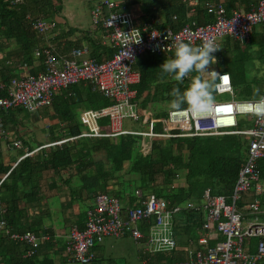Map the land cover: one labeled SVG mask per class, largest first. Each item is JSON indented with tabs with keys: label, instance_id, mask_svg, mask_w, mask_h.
<instances>
[{
	"label": "trees",
	"instance_id": "trees-1",
	"mask_svg": "<svg viewBox=\"0 0 264 264\" xmlns=\"http://www.w3.org/2000/svg\"><path fill=\"white\" fill-rule=\"evenodd\" d=\"M242 2L248 5V0ZM204 3V0H198L196 5L192 0H123L122 6L124 9L141 6L144 16L140 22L149 29L163 31L169 28L177 31L188 22H194L197 26L213 22V16L206 12ZM234 3L240 2L230 0L226 11ZM59 5L57 0H0V54H4L0 59V98L6 96V87L11 79L36 75L44 70L43 54L39 53L34 58L35 50L40 52L47 49L55 59H62L69 58L70 50L79 46V42L70 43L66 40L61 44L57 38L50 45L44 40L45 36H39L31 27V22L36 19L51 20L59 13ZM89 44V56L93 60L99 62L102 58L110 59L111 49L94 45L93 42ZM244 44L264 49V25L255 26L245 42L224 38L220 42V49L213 54L220 72L229 75L236 96L249 99L251 96H262L264 81H255V87H259L257 93L255 89L252 90L254 86H251V80L236 78L233 67L243 66V62L248 60L243 57V52H239ZM14 45L17 47L15 54L3 52ZM65 45L67 48L61 49ZM174 53L168 54L170 59L174 58ZM165 60L163 55L144 54L133 65L139 74V81L131 88L135 90L134 104L138 106L140 115L143 110H151V104L155 105V111L163 106L171 107L174 98L170 93L173 88L179 87L183 92L190 86L192 77L197 75L193 72L183 83H178L170 75L161 72L160 66ZM240 81H244L243 84ZM89 89L87 84H74L53 97L52 102L59 96L58 111L62 112L63 120L68 125L65 137H54V133L48 131L50 139L46 144L80 134L81 125L74 109H97L112 103ZM213 95L216 96L215 91ZM186 107V104L182 106ZM9 111L26 117L31 113L22 108L2 112L0 121L5 130L4 123ZM166 112L159 110L154 116L164 118ZM104 122L105 119L98 121L99 124ZM153 130L161 131V125L155 124ZM115 138H76L42 148L32 156L20 159L13 167L0 160V178L7 174L0 183V211H3L0 212V221L5 222L11 233L28 231L39 238L47 236L26 256L29 246L0 235V264H75L67 259L65 252L69 234L74 228L78 231L84 229L86 213L93 208V203L83 204L82 195L93 202L97 192L112 194L127 204H134L136 191L141 193L142 198L154 194L162 198L167 203V209L172 211L171 231L174 237L186 236L185 244L178 243L175 250L169 252L152 255L140 253V261L145 264H175L189 255V250L196 244L201 214L188 209L185 202L200 203L206 190L209 195L228 196L238 169L245 160L246 141L239 136L157 139L150 141L148 152L141 155L138 152L140 136L123 135ZM21 142L22 148L28 147L26 140ZM42 145L36 144L35 148ZM33 149L29 148V151ZM42 173L59 179L60 186L51 182L44 189L41 181L46 183L47 179L41 178ZM63 173H67V178L62 179ZM258 174L260 179L264 178V158L258 161ZM176 179H182V183L177 185L174 183ZM59 197L63 199L59 201ZM256 198L260 206L264 207V194ZM244 205L243 201L237 204L239 209ZM76 206L79 212L74 214ZM243 215L254 216V213L245 211ZM257 217V220L264 221V216ZM143 225L138 224V227ZM56 227L67 231L65 241L56 236ZM101 243L94 242L90 247L93 255L91 264L103 263L106 257ZM111 260L112 257L104 261L111 263Z\"/></svg>",
	"mask_w": 264,
	"mask_h": 264
},
{
	"label": "built area",
	"instance_id": "built-area-1",
	"mask_svg": "<svg viewBox=\"0 0 264 264\" xmlns=\"http://www.w3.org/2000/svg\"><path fill=\"white\" fill-rule=\"evenodd\" d=\"M89 1L92 2L90 21L103 32L101 44L112 50L110 59L95 62L88 57L85 48L72 49L69 58L62 59H55L47 49L40 52L35 50L34 58L39 53L43 54L44 70L34 76L11 79L6 87V96L0 98V114L15 108L34 112L41 107H49L54 96L79 83L88 84L91 91L112 104L96 110L81 111L79 122L83 129L78 136L62 138L24 151L17 162L42 148L76 138L140 136L148 140L149 148L150 141L157 139L239 136L246 141L247 149L231 194L225 198L204 193L203 216L195 247L189 250L184 260L175 264H264V223L258 222L257 216L245 220L237 206L243 194H253L254 197L264 194V179L261 182L258 174V161L264 158V115L256 114L257 110L264 111V103H261L264 96L257 100L234 101L229 75L211 67L210 70L222 76L216 80V95L226 94L230 96V102H216L213 110L199 116L186 110L170 109L164 118H155L150 112L144 111L141 124L147 126V131L122 128L124 120L140 122L141 115L134 104L135 90L131 88L139 81V74L133 69L139 56H168L175 51L177 41L193 46L201 45L205 39H214L218 45L224 38L245 42L255 26L264 25V0H252L251 8L247 11L233 8L228 12L221 4L206 2L204 7L213 16V22L203 26L188 22L177 31L169 28L163 31L149 29L140 22L144 14L139 5L124 9L123 0ZM192 1L194 5L198 4V0ZM136 22L137 25L133 27ZM31 27L43 37L55 29V22L36 19L31 22ZM124 104L134 106V117L123 115L119 106ZM240 114L252 118L250 128H237L236 116ZM100 119H107V130L98 125ZM157 123L161 125L159 132L153 130ZM3 140L9 148L21 149L20 141L12 138L0 121V141ZM6 175L0 178V183ZM135 196L134 204L127 207L116 197L97 192L93 197L92 210L86 213L84 229L78 231L74 228L70 231L69 243L65 248L67 259L75 264H91V245L94 242L101 243L106 238H129L143 245L142 254L175 250L176 242L170 228L172 211L167 209V203L152 194L142 198L139 191L135 192ZM259 207L258 200L253 198L242 209L253 213L258 212ZM261 215H264V210ZM142 223L144 225L138 227ZM0 235L29 246L26 256L47 239V236L39 238L28 231L11 233L3 221H0ZM254 238H257V242L254 251L250 252L249 240Z\"/></svg>",
	"mask_w": 264,
	"mask_h": 264
},
{
	"label": "crops",
	"instance_id": "crops-1",
	"mask_svg": "<svg viewBox=\"0 0 264 264\" xmlns=\"http://www.w3.org/2000/svg\"><path fill=\"white\" fill-rule=\"evenodd\" d=\"M204 1H206L209 4H221L224 6V8L228 4L230 5V0H204ZM238 1L240 3H234V5L229 10H231L233 8H239V9L245 11V10H249L251 8V3H252L251 1L252 0H248V5H244V3L242 2L243 0H238ZM59 4H60V2H59ZM59 15H61L60 11L58 14H56L55 16H53L51 18V20L55 22V29L51 33L46 35L45 36L46 39H44V40L50 45H52V43L54 42V39H56V38H57V41L58 42L60 41L59 43H61V44H63V42L65 40L69 41L70 43L79 42V46L77 48H85L86 50H88V57L93 60V58H91L89 56L90 55L89 51L91 52V48H90L89 43L93 42L94 45L98 44V45L104 47L101 44V39H100L103 32L97 27H95L97 31L94 32L92 29H90L89 31H84L82 29H79L76 26H72V25L70 26L62 18H59L58 17ZM67 33H68V37L66 36ZM60 36H65V37H60ZM219 46H220V44H219ZM66 48H67V45H65L61 49L64 50ZM16 49H17V47L14 45V46H11L9 49H5L3 52H5L6 54H11V53L15 54ZM68 50H67V52H68ZM3 55L0 54V59L2 58ZM165 58L170 59L169 55L165 56ZM102 60H103V58H102ZM210 69H211V67H210ZM38 73H40V72H38ZM31 76H34V75H31ZM188 77H186L185 79H188ZM82 84H84V83H82ZM63 92L64 91H61L60 93H63ZM91 92H93V91H91ZM58 99H59V96H57V98L53 100L52 105L49 107H41V108L37 109L36 111L31 112L30 118H28V119L25 118V116H23V114H21V113L16 114L13 111H9L10 113L8 112L7 119L10 121L8 122V120L6 119V121L4 123L6 131L8 133H10L12 138L20 141L21 146H22L21 140L24 139L27 141L28 147H25V148L21 147V150L23 152L29 151V148L30 149H32V148L36 149L35 146H36V144H39V143L46 145V143L50 139V136L48 135V133H49L48 131H50V130H51V133H54L53 134L54 137H58V138L65 137L64 135L66 133V125H68V123L63 120L62 112L58 111V108H59V104L57 103ZM100 108H102V107H100ZM137 108H138V106H137ZM97 109H99V108H97ZM84 110H96V109H83V108L82 109H74V111H77L78 119H79L80 112L84 111ZM144 111L150 112L153 115V117H155L154 112L152 113L148 109L143 110V112ZM105 121H106V126H107V119H105ZM98 125L100 126L99 123H98ZM37 129L42 130L44 132L45 136H38L39 139L34 138V132ZM82 129H83V127L81 126V131H82ZM33 144H34V146H33ZM10 151H11V148H9V146L6 144V142L0 141V160L3 164H5V165L8 164L12 167L15 165L18 158L20 157V155L23 152L20 154L14 155V154H12V152L10 153ZM47 174L48 173H42V177H41V178L47 179L46 183L44 180L41 181V184L44 186V189L46 188V185L48 183L50 184L51 182H55L56 186H60L61 183H60L59 179L55 180L52 176H50L49 174L47 175ZM61 177H62V179L67 178V173L66 174L63 173L61 175ZM84 198H86V197L84 195H82V200H84ZM62 199H63V197H59V201H61ZM89 201H90L89 204H92V201L91 200H89ZM78 212H79L78 206H76L74 209V214H77ZM55 233H56L57 237L63 238V241H65L67 231L58 229V227H56ZM117 250H118V248H116V246H114V247L111 246L107 255H105L106 257L104 258V260L106 258L107 259L111 258V256L114 255L115 251H117ZM104 260H103V263H98V264H111L110 262L106 263Z\"/></svg>",
	"mask_w": 264,
	"mask_h": 264
},
{
	"label": "clouds",
	"instance_id": "clouds-1",
	"mask_svg": "<svg viewBox=\"0 0 264 264\" xmlns=\"http://www.w3.org/2000/svg\"><path fill=\"white\" fill-rule=\"evenodd\" d=\"M219 49H220V47L215 42L214 39H205L203 41V43L199 46H193L190 43H185L183 41H177L175 43L174 58L166 59L163 62V64L160 66L161 72L163 74L170 75L172 77V79L178 83H183L185 78L188 77L193 72L197 73V75L192 77L190 86L187 89H185L183 92H181L179 87L173 88L172 92L170 93V95L174 98L171 101V107L173 109L186 110V111H189L194 116H199V115H202L204 113H207V112L213 110V107L215 104V97H214L213 93L216 89V80L218 78H222V76L219 73H217L215 70H209V69H210L211 65H214L217 63V59L213 55V53H215ZM256 92L258 93L259 89H256ZM233 94H234V91H233ZM230 101H231V99L229 101H226V102H230ZM234 101H236V100H234ZM245 101H249V100H245ZM261 103H264V97H262ZM185 104L187 105V107L182 108V106ZM119 107H120L124 116H133L134 117L136 114L134 111V106H132V105L124 104V105H120ZM256 114L257 115H264V111L257 110ZM141 121H142V115L140 117L139 123H141ZM225 136H232V135H225ZM236 176H237V174H236ZM263 179L264 178L260 179V181L262 182ZM235 181H236V179H235ZM234 184H235V182H234ZM205 192H207L208 196H221V195H209L207 190L204 191V193ZM204 193H203L202 201L198 204L191 202V201L185 202L186 207H188V209L200 212L201 220H202V216H203ZM230 194H231V192H230ZM110 195H112V194H110ZM152 195H154V194H152ZM252 195L243 194V195H241V199L238 202L243 201L244 204H248L253 198L258 197V196L254 197ZM228 196H223V197L226 198ZM246 197H249V201H247V202L244 200ZM156 198H158V197H156ZM158 199L164 201L162 198H158ZM93 200H94V198H93ZM118 200L123 204V206H127V207L132 206V204H127L125 200H121V199H118ZM259 206H260V203H259ZM263 210H264V207L260 206L258 212H253L254 216L261 215V211H263ZM238 211L242 216H245V215H243V212H245L247 210L238 208ZM254 216H247L244 219L245 220H251ZM261 216H264V215H261ZM257 221L264 223V221H261V220H257ZM197 230H196V237H197ZM195 241H196V239H195ZM185 242H186V239H185ZM256 242H257V238L249 240L250 252L254 251V246H255ZM176 247H177V243H176ZM141 251H142V249H141ZM141 263L144 264L145 262L141 261Z\"/></svg>",
	"mask_w": 264,
	"mask_h": 264
},
{
	"label": "rangeland",
	"instance_id": "rangeland-1",
	"mask_svg": "<svg viewBox=\"0 0 264 264\" xmlns=\"http://www.w3.org/2000/svg\"><path fill=\"white\" fill-rule=\"evenodd\" d=\"M60 2V14L58 17L62 18L64 21L67 22L68 25L76 26L79 29H82L84 31H89L92 29L94 32H96L95 26L91 23L89 18V11L92 7V2L89 0H57ZM137 25V22L133 27ZM239 52H243V57H246L248 60L243 62V66H235L233 67V71L236 74V78L245 79L247 81H252L251 86L253 87L252 90H256L259 87H255L254 83L256 82H263L264 81V49H260L256 46H250L247 44H244L241 46V49ZM211 67L218 68V64L216 63L215 66L211 65ZM220 68H218L219 70ZM220 71V70H219ZM256 81V82H255ZM244 82V81H243ZM243 82L240 81V83L243 84ZM262 96H264V88L262 89ZM254 97L251 96L249 99H241L236 96L234 93V100L236 101H245V100H257L260 97ZM215 97V103L216 102H226L230 100V96L224 94L221 96H214ZM149 107V105H148ZM155 107L154 104H151V112L157 113V111L162 110L166 112L171 107L169 106H163L161 108H158L157 111L153 110ZM149 108V109H150ZM77 112V111H76ZM75 112V113H76ZM30 114L25 118H30ZM248 115L240 114L236 116V122L238 129L244 130L251 127V120ZM100 126L107 130L106 127V121L103 124H100ZM122 128L123 129H129L133 131H147V126L145 124L141 123H135L129 120H124L122 122ZM38 136H45L44 132L42 130H35L34 132V138H38ZM39 139V138H38ZM116 139V138H115ZM34 146V144H33ZM148 140L144 137L140 138V142H138V152L141 155H145L148 152ZM17 155L22 153L23 151L21 149H12L10 153ZM16 153V154H15ZM177 185L182 183V179H176L174 181ZM245 201H249V197L245 198ZM90 201H88L87 198H84L83 204L89 205ZM238 204V203H237ZM54 206V202H53ZM57 207H55L56 209ZM81 209V208H80ZM244 225V222L242 223ZM193 237V236H192ZM186 236L184 235H177L174 237L175 242L178 244H185ZM101 248L103 249L104 255H107L109 249L111 246H116L118 248L117 251H115L114 255H112L111 264H142L140 261L139 254L141 253V249L143 248V245L134 243L129 238H121V239H113V238H106L102 241L100 244ZM145 264V263H144Z\"/></svg>",
	"mask_w": 264,
	"mask_h": 264
},
{
	"label": "snow or ice",
	"instance_id": "snow-or-ice-1",
	"mask_svg": "<svg viewBox=\"0 0 264 264\" xmlns=\"http://www.w3.org/2000/svg\"><path fill=\"white\" fill-rule=\"evenodd\" d=\"M226 79V78H225Z\"/></svg>",
	"mask_w": 264,
	"mask_h": 264
}]
</instances>
